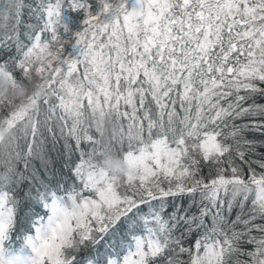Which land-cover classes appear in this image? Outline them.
Returning <instances> with one entry per match:
<instances>
[{
  "label": "snow or ice",
  "instance_id": "obj_1",
  "mask_svg": "<svg viewBox=\"0 0 264 264\" xmlns=\"http://www.w3.org/2000/svg\"><path fill=\"white\" fill-rule=\"evenodd\" d=\"M0 264H264V0H0Z\"/></svg>",
  "mask_w": 264,
  "mask_h": 264
},
{
  "label": "clouds",
  "instance_id": "obj_2",
  "mask_svg": "<svg viewBox=\"0 0 264 264\" xmlns=\"http://www.w3.org/2000/svg\"><path fill=\"white\" fill-rule=\"evenodd\" d=\"M102 126H103V124L101 122V118L99 116H97L96 120H95L94 127H102ZM105 130L107 132H115L117 137L120 135L118 126L108 127ZM103 164L105 167H108L110 169L119 168L120 172L127 171V165L122 160H118L115 157H111V156L106 155L104 157ZM120 172H118L117 174L119 175Z\"/></svg>",
  "mask_w": 264,
  "mask_h": 264
},
{
  "label": "trees",
  "instance_id": "obj_3",
  "mask_svg": "<svg viewBox=\"0 0 264 264\" xmlns=\"http://www.w3.org/2000/svg\"><path fill=\"white\" fill-rule=\"evenodd\" d=\"M65 20H66V21H69L70 18H69L67 15H65ZM72 28H73V30H75L76 25L73 24V25H72ZM65 54H66V55H75V50L72 49V48H68V49H66Z\"/></svg>",
  "mask_w": 264,
  "mask_h": 264
}]
</instances>
